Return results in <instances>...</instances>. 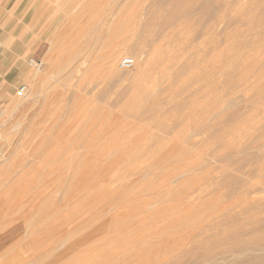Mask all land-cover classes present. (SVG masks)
Wrapping results in <instances>:
<instances>
[{"label": "rangeland", "instance_id": "obj_1", "mask_svg": "<svg viewBox=\"0 0 264 264\" xmlns=\"http://www.w3.org/2000/svg\"><path fill=\"white\" fill-rule=\"evenodd\" d=\"M30 1L27 26L11 28L14 5L0 0L11 4L4 78L14 94L25 86L14 117H0V264H241L262 253L264 0H188L186 11L176 0ZM136 8L147 19L132 20ZM124 56L136 66L121 67ZM63 92L83 94L49 113Z\"/></svg>", "mask_w": 264, "mask_h": 264}, {"label": "bare ground", "instance_id": "obj_2", "mask_svg": "<svg viewBox=\"0 0 264 264\" xmlns=\"http://www.w3.org/2000/svg\"><path fill=\"white\" fill-rule=\"evenodd\" d=\"M192 1H193V0H192ZM197 1H198V0H197ZM197 1H195V3H193V4L195 5ZM113 2H114V0H113ZM125 2H126V1H125ZM127 2H128V0H127ZM127 2H126V4H127ZM129 3H130V1H129ZM176 3H177V4H176ZM176 3H175V4H176V8H179V11H184V10L189 6V4H190V2H189L188 0H176ZM112 4H113V3H112ZM117 4H118V3H117ZM120 4H121V3H119V5H120ZM238 5H239V4H238ZM241 5H243V4H241ZM106 6H107V5H106ZM106 6H105V7H106ZM113 6H114V5H113ZM116 6H117V5H116ZM239 6H240V5H239ZM246 6L248 7V5H246ZM76 7H77V6H76ZM109 7H111V6H109ZM131 7H132V6H131ZM173 7H174V6H173ZM173 7H172V8H173ZM184 7H185V8H184ZM101 8H102V7H101ZM101 8H100V9H101ZM121 8H122V7H121ZM123 8H126V7L123 6ZM176 8H175V10H176ZM102 9H103V8H102ZM104 9H105V8H104ZM132 9H133V7H132ZM132 9H131V10H132ZM139 9H140V8H139ZM105 10H106V9H105ZM113 10H114V9H113ZM115 10H116V8H115ZM127 10H128V9H127ZM237 10H238V9H237ZM237 10H236V11H237ZM250 10H251V9H250ZM119 11L121 12L122 9H120ZM119 11H118V12H119ZM133 11H134V10H133ZM133 11H132V12H133ZM185 11H186V10H185ZM246 11H247V10H246ZM111 12H112V10H111ZM118 12H117V10H116V13L119 15ZM124 12H125V11H124ZM128 12H131V11H128ZM136 12H137V13L133 12V13L135 14V16H136L135 19H134V18L132 19L131 16H129L128 18H131L132 20H135V22H136V20H137L138 22L143 21L142 19L145 18L146 16L144 15L145 17L142 16L143 18H141V17H140L141 14H140V12L138 11L137 8H136ZM151 12H153V11H151ZM248 12H249V11H248ZM103 13H104V12H103ZM113 13H114V12H113ZM116 13H115V14H116ZM133 13H132V14H133ZM141 13H142V12H141ZM186 13H187V12H186ZM240 13H242V12H240ZM240 13H239V14H240ZM104 14H105V13H104ZM107 14H108V13L105 14L106 17H107ZM130 14H131V13H130ZM139 14H140V15H139ZM145 14H146V13H145ZM148 14H149V15H148L147 17L150 16V18H151V17L154 16V15H153L154 13H152V14L148 13ZM251 14H252V13H251ZM101 15H102V17H103V14H101ZM242 15H243V14H242ZM242 15H241V16H242ZM115 16H117V15H115ZM243 16H244V15H243ZM245 16H246V15H245ZM112 17H113V16H112ZM103 18H104V20H105V17H103ZM107 18H109V17H107ZM241 18H242V17H241ZM252 18H253V17H252ZM95 19H96V18H95ZM98 19H100V17H98ZM131 19H130V20H131ZM145 19H147V18H145ZM152 19L155 20L154 17H153ZM152 19H151V20H152ZM220 19L222 20V18H220ZM224 19H225V18H224ZM112 20H113V21H112ZM116 20H117V18H116V19H114V17H113L112 19L110 18V21H112V22H108L107 24H109V25H107L108 27H106V28H109V29H110L111 23H114V21L116 22ZM123 20H124V19H123ZM148 20H149V19H148ZM153 20H152L151 22H155V21H153ZM221 20H219V21H221ZM245 20H246V18H245ZM247 20H248V19H247ZM107 21H109V19H107ZM235 21H236V20H235ZM96 22H97V20H96ZM144 22H145V23H144ZM144 22H142V23H144L145 26L142 27V26L140 25V26H141V29H143L144 27H145L144 29H147L148 27L151 28L150 26H152V23H151V25H150V20L148 21V22H149L148 25H147V23H146V22H147L146 20H144ZM223 22H224V21H223ZM225 22H226V21H225ZM247 22H248V21H247ZM100 23H102V22H100ZM125 23H126V22H125ZM153 24H154V23H153ZM249 24H250V23H249ZM97 25H98V24H97ZM102 25H103V24H102ZM154 25H155V24H154ZM250 25H251V24H250ZM100 26H101V25H100ZM147 26H148V27H147ZM247 26H248V25H247ZM255 26H256V25H255ZM255 26H253V27L255 28ZM146 27H147V28H146ZM248 27H249V26H248ZM100 28H101V29H100V32H101L105 27L103 26V28H102V27H100ZM250 28H251V27H250ZM144 29H143V30H144ZM151 29H152V28H151ZM137 30H138V29H137ZM163 30H164V31H165V30L167 31L166 27H165V29H164V27H163ZM163 30H162V34H161V35H160V33L158 32V35H159V36H158L157 33H156V36H158V38H159L160 36H163V35L165 34ZM245 30H246V29H245ZM248 30H249V29H248ZM250 30H252V29H250ZM242 31H243V30H242ZM98 32H99V31H98ZM98 32H97V33H98ZM141 32H142V33L144 32V35L147 36V34H149V29H148V30H144V31L141 30L140 33H141ZM145 32H146V33L148 32V33L146 34ZM160 32H161V31H160ZM173 32H174V31H173ZM244 32H245V31H244ZM102 33H103V31H102L101 33H99V34H102ZM163 33H164V34H163ZM166 33H167V32H166ZM168 33H169V30H168ZM240 33H241V32H239V34H240ZM242 33H243V32H242ZM170 34L172 35V32H170ZM142 35H143V34H142ZM166 35H167V34H166ZM166 35H164V36H166ZM237 35H238V34H237ZM244 35H245V34H244ZM249 35H250V33L248 34V36H249ZM100 36H102V35H100ZM104 36H105V35H104ZM104 36H103V37H104ZM153 36H154V35L151 34V36H150L151 38H150V39H152ZM164 36H163V37H164ZM177 36H178V35H177ZM242 36H243V34H242ZM242 36H241V37H242ZM248 36H247V37H248ZM103 37H102V38H103ZM108 37H109V36H108ZM154 37H155V36H154ZM154 37H153V39H155ZM169 37H170V38H168V36H167V38H165V37H164V38H165V39H171V36H169ZM173 37H174V36H173ZM243 37H245V36H243ZM104 38H106V37H104ZM125 38H127V37H125ZM125 38H124V40H121V41H120V45H122V46H127V44H128V40H127V39L125 40ZM141 38L143 39V36H141ZM144 38H145V37H144ZM156 38H157V37H156ZM158 38H157V39H158ZM236 38H237V37H236ZM97 39H99V38H97ZM128 39H129V38H128ZM159 39H161V38H159ZM238 39H239V38H238ZM139 40H140V39H139ZM161 40H162V39H161ZM151 41H152V40H151ZM116 42H117V41H116ZM116 42H115V43H116ZM153 42H154V41H153ZM117 43L119 44V42H117ZM130 43H131V42H130ZM131 44H133V43H131ZM131 44H130V45H131ZM130 45H129L128 49L130 48ZM181 45H182V44H181ZM139 46H140V45H139ZM85 48H86V47H85ZM114 48H115V50H111V49L108 50L107 53H106V57H105V59H107V62H106L107 66H106V68L108 67L107 69H109V70H112V68H113V71H114V66H115L116 59L118 58L119 54H121V49H118V48L116 49V47H114ZM126 48H127V47H126ZM177 48H178V47H177ZM112 49H113V48H112ZM183 49H184V48H183ZM90 51H91V47H90V44L88 43V46H87V48H86V51H84V52H85V54H86V53H89ZM125 52H126V51H125ZM168 52H169V51H168ZM157 53H158V52H157ZM163 53H164V52H163ZM163 53H160V54H163ZM166 53H167V52H166ZM123 54H124V51H123ZM126 54H127V53H126ZM165 55H166V54H165ZM160 56H161V55H160ZM163 56H164V55H163ZM124 57H125V56H124ZM124 57H121V58H124ZM135 57H136V56H135ZM68 58H69V56H68ZM76 58H77V57H76ZM119 58H120V57H119ZM128 58H130V59L132 60V63H133L132 66H134V65L136 66V63H135V61H134V57H128ZM66 59H67V57H66ZM66 59H65V60H66ZM78 59H79V60H78ZM78 59H77V60H78L79 62L77 61L78 64H77L76 66H74V67H75L74 70H76L77 68H80V65H81L82 63L84 64V62H85L86 60H88L89 58H88V59H87V58L85 59V58H82V57L80 58V57H79ZM162 59H164V58H162ZM177 59H178V58H177ZM57 60H58V59H57ZM73 60H74V59H73ZM73 60H72V61H73ZM103 60H104V59H103ZM160 60H161V59H160ZM72 61H71V62H72ZM120 61H121V60H120ZM166 61H167V60H166ZM71 62H70V63H71ZM77 62H76V63H77ZM89 62L92 63V60L89 61ZM160 62L162 63V61H160ZM160 62H159V64H161ZM59 63H60V62H59ZM63 63H65L64 60H63ZM70 63H69V64H70ZM76 63H75V64H76ZM86 63H87V62H86ZM29 64H31V65L34 66V67H38V66H40V63H37V62H29ZM87 64H88V63H87ZM156 64H157V63H156ZM71 65H72V64H71ZM90 65L92 66V64H90ZM90 65H88V66H90ZM104 65H105V62H104ZM19 66H20V70H22V71H26V70H28L27 67L24 66V65H21V64H20ZM67 66H68V65H67ZM82 66H84V65H82ZM85 66H86V65H85ZM88 66L85 67V69L88 68ZM91 66L89 67L90 69H92ZM120 66H121V63H120ZM182 66H183V65H182ZM121 67H123V66H121ZM169 67H170V66H169ZM171 67H173V66H171ZM180 67H181V66H180ZM65 68H66V67H65ZM89 68H88V70H90ZM123 68H130V67H123ZM137 68H139V66H138ZM154 68H156V66H155ZM72 69H73V68H72ZM161 69H162V68H161ZM78 70H79V69H77V71H78ZM88 70L86 69L84 72H85V73H86V72H89ZM163 70H164V68H163ZM28 71H29V70H28ZM60 71H62V70H60ZM63 71H64V70H63ZM115 71H117V70H115ZM72 72H74V71H72ZM79 72H80V70H79ZM110 72H111V71H110ZM62 73H63V72H62ZM67 73H68V71H67ZM85 73H84V74H85ZM145 73H146V72H145ZM58 74H59V73H58ZM147 74H148V73H147ZM64 75H65V74H64ZM79 75H80V73H79ZM143 75H144V74H143ZM151 75H152V74H151ZM69 76H71L70 73H68L67 78H68ZM85 76H87V75H85ZM137 76H138V75H137ZM144 76H145V75H144ZM52 77H53V76H52ZM63 77H64V76H63ZM65 77H66V75H65ZM73 77H75V76H73V74H72V78H73ZM76 77H77V76H76ZM76 77H75V78H76ZM159 77H160V76H159ZM170 77H171V76H170ZM173 77H174V76H173ZM175 77H176V76H175ZM197 77H198V76H197ZM135 78H136V77H135ZM138 78H139V77H138ZM138 78H137V79H138ZM63 79H65V78H63ZM63 79H62V81H63ZM76 79H77V78H76ZM83 79H84V78H83ZM83 79H82V82H83ZM141 79H142V78H141ZM146 79H147V78H146ZM193 79H194V78H193ZM57 80H58V79H57ZM57 80H55V81H57ZM66 80H67V79H66ZM85 80H86V79H85ZM134 80H135V79H134ZM139 80H140V79H139ZM147 80H148V79H147ZM147 80H146V81H147ZM151 80H152V79H151ZM151 80H150V81H151ZM154 80H155V79H154ZM70 81H71V79H70ZM140 81H141V80H140ZM146 81H144V82H146ZM148 81H149V80H148ZM155 81H156V80H155ZM75 82H76V81H75ZM75 82H74V83H75ZM77 82L79 83V80H78ZM142 82H143V81H142ZM142 82H140V83H142ZM160 82H161V81H160ZM58 83H59V81H58ZM66 83H67V82H66ZM69 83H70V82H69ZM74 83L72 82V84H69V87H70V85H73ZM83 83H84V82H83ZM136 83H137V82H136ZM146 83H147V82H146ZM84 84H85V83H84ZM142 84H143V83H142ZM148 84H149V83H148ZM82 85H83V84H82ZM143 85H144V84H143ZM57 86H58V85H57ZM67 86H68V85H67ZM133 86H134V85H133ZM133 86H132V87H133ZM146 86H147V84H146ZM150 86H151V84H150ZM169 86H170V85H169ZM185 86H186V84H185ZM59 88H60V87H59ZM135 88H136V87H135ZM150 88H151V87H150ZM156 88H157V87H156ZM170 88H171V87H170ZM175 88H176V87H175ZM56 89H57V88H56ZM66 89L68 90V88H66ZM77 89H78V88H77ZM137 89H138V88H137ZM152 89H153V88H152ZM167 89H168V88H167ZM38 90H39V89H38ZM70 90H71V88H69V92H70ZM73 90H74V89H73ZM132 90H133V89H132ZM157 90H158V89H157ZM177 90H178V89H177ZM177 90H176V91H177ZM49 91H50V93H51V88H50ZM76 91H77V90H76ZM133 91H134V90H133ZM137 91H138V90H137ZM141 91H142V90H141ZM159 91H160V90H159ZM159 91H158V92H159ZM59 92H60V91H59ZM65 92H66V91H65ZM73 92H74V91H73ZM73 92H72V93H73ZM158 92H157L156 94H158ZM193 92H194V91H193ZM47 93H48V92H47ZM57 93H58V92H57ZM134 93H135V92H134ZM138 93H139V92H138ZM154 93H155V92H154ZM154 93H153V94H154ZM82 94H83V93H82ZM82 94H80L79 92H77V93H73L71 96L69 95V96L66 97V96H65L66 94L63 92V93H61L59 96L55 95V93H54V95L52 94L53 96H52V95H51V96L49 95V97L51 98V101H52V103H51L52 105H50L51 108H50V110L48 109L50 112H49V111H48V112H49V113H52V111H53L56 107H58V105H56V104H60V105H61V104L66 103L67 101H68V102H71V104L77 106L78 103H79L80 100H81ZM150 94H151V93H150ZM191 94H192V93H191ZM151 95H152V94H151ZM192 95H193V94H192ZM56 96H57V97H56ZM142 96H143V95H142ZM190 96H191V95H190ZM129 97H131V96H129ZM145 97H146V96H145ZM145 97H144V98H145ZM148 97H149V96H148ZM152 97H153V96H152ZM155 97H156V96H155ZM62 98H63V99H62ZM67 98H68V99H67ZM144 98H141V99H144ZM146 98H147V97H146ZM146 98H145V99H146ZM153 98H154V97H153ZM191 98H192V97H191ZM194 98H195V97H194ZM150 99H151V98H149L148 100H150ZM156 99H157V98H156ZM130 100H131V99H130ZM139 100H140V99H139ZM128 101H129V100H128ZM137 101H138V99H137ZM137 101H136V102H137ZM144 101H145V100H144ZM150 101H151V100H150ZM155 101H156V100H155ZM138 102H139V101H138ZM146 102H147V99H146ZM147 103H148V102H147ZM147 103H146V104H147ZM151 103L155 104L154 102H151ZM181 103H182V102H181ZM41 104H42V103H41ZM53 104L56 105L55 108L53 107V106H54ZM69 105H70V104L68 103V106H69ZM140 105H141V104H140ZM147 105H148V104H147ZM180 106H182V108H183V107H185L186 105L183 106L182 104H180ZM180 106H179V107H180ZM201 106H202V105H201ZM52 107H53L54 109H52ZM61 107H62V106H61ZM65 107H67V106H65ZM78 107H80V106H78ZM203 107H204V106H203ZM68 108H69V107H68ZM72 108H73V107H72ZM74 108H75V107H74ZM56 109H57V108H56ZM59 109H60V108H59ZM61 109H63V107H62ZM64 109H65V108H64ZM80 109H81V108H80ZM82 109H83V108H82ZM65 110H66V109H65ZM54 111H55V110H54ZM56 111H57L56 113H60V111H59V112H58V110H56ZM48 112H47V113H48ZM182 112H183V109H182ZM49 113H48V114H49ZM56 113H55V114H56ZM83 113H84V112H82V114H83ZM52 114H53V113H52ZM55 114L52 116L54 120L52 119V120L49 122V124H48V128H49L48 133L50 132L52 135L54 134V131H53L54 129H53V128H54V127L57 125V123L59 122V117H63L62 115H59V116H56V117H58V118L55 119V118H54V117H55ZM184 115H185V113H184ZM44 116H48V117L44 118L45 120H43V121L45 122V121H47V119H49V115L44 114L43 117H44ZM84 116H85V115H84ZM71 117H72V116H70V118H71ZM76 117H77V116H76ZM76 117H75V119H76ZM70 118H68V120H69ZM73 119H74V118H73ZM65 121H67L66 118H65ZM70 121H71V120H70ZM85 122H86V121H85ZM66 124H67V123H66ZM187 124H188V123H187ZM41 125H42V123H41ZM63 125H65V124H63ZM49 126H50V127H49ZM58 126H60V125H58ZM70 126H71V125H70ZM188 126H189V125H188ZM188 126H187V127H188ZM51 127H52V128H51ZM65 127H66V126H65ZM187 127H186V128H187ZM50 128H51V129H50ZM184 128H185V127H184ZM188 128H189V127H188ZM42 129L45 130V128H42ZM59 129H60V128H59ZM61 129H62V128H61ZM68 130H69V128H68ZM59 131H60V130H59ZM38 132H39V131H38ZM70 132H71V131H70ZM83 132H84V131H83ZM88 132H89V131H88ZM186 132H187V131H186ZM56 133L59 134L58 131H57ZM63 133H64V130H63ZM67 133H69V131H68ZM81 133H82V132H81ZM81 133H80V135H81ZM85 134H86V133H85ZM48 135H49V134H48ZM66 135H67V134H66ZM82 135H83V134H82ZM92 135H93V134H92ZM38 136H39V135H38ZM45 136H46V135H45ZM62 136H63V135H62ZM67 136H68V135H67ZM69 136H70V135H69ZM76 136H77V135H76ZM56 137H57V136H56ZM81 137H82V136H81ZM37 138H38V137H37ZM51 138H52V137H51ZM54 138H55V137H54ZM74 138H75V137H74ZM39 139H40V138H39ZM52 139H53V138H52ZM52 139H51V140H52ZM64 139H65V138H64ZM68 139H69V138H68ZM54 140H55V139H54ZM74 140H75V139H74ZM40 141H42V140H40ZM47 141H48V140H47ZM56 141H57V140H56ZM75 141H76V140H75ZM58 142H59V141H58ZM69 143H70V142H69ZM43 144H44V143H43ZM61 144H62V143H61ZM61 144H60V145H61ZM49 145H51V144H49ZM58 145H59V143H58ZM64 145H65V143H64ZM70 146H71V145H70ZM44 147H45V145H44ZM65 147H66V146H65ZM76 147H77V146H76ZM76 147H75V148H76ZM54 148H55V147H54ZM46 149H47V148H46ZM65 149H66V148H65ZM76 149H77V148H76ZM193 150H194V149H193ZM72 151H73V150H72ZM74 151H75V150H74ZM194 151H196V150H194ZM18 152H19V151H18ZM46 152H47V151H46ZM75 153H77V152H75ZM29 154H30V153H29ZM62 154H64V153L62 152ZM66 154H67V153H66ZM73 154H74V153H73ZM12 155H13V154H12ZM74 155H75V154H74ZM69 156H70V155H69ZM29 157H30V156H29ZM77 157H78V156H77ZM72 158H73V157H72ZM66 159H67V158H66ZM78 159H79V158H78ZM71 160H72V159H71ZM73 160H74V159H73ZM50 161H51V160H50ZM68 161H69V159H68ZM70 162H72V161H70ZM74 162H75V161H74ZM67 163H68V162H67ZM67 163H66V164H67ZM72 163H73V162H72ZM72 163H71V165H72ZM51 165H52V164H51ZM67 165H68V164H67ZM64 166H65V165H64ZM250 249L252 250V248H250ZM262 249H263V247H262ZM251 250H250V252H251ZM254 251H256V250H254ZM258 251H259V250H258ZM261 251H262V250H261ZM256 253H257V255L252 253L251 258L248 259V260H245V259H244V260L241 262V264H264V250H263L262 253H260V252H256ZM259 253H260V254H259Z\"/></svg>", "mask_w": 264, "mask_h": 264}, {"label": "crops", "instance_id": "obj_3", "mask_svg": "<svg viewBox=\"0 0 264 264\" xmlns=\"http://www.w3.org/2000/svg\"><path fill=\"white\" fill-rule=\"evenodd\" d=\"M12 2V6L14 5L13 8V27L19 26L20 28H25L27 26V21H23V16L21 14H24L26 11V8L22 7L23 2L26 0H9ZM30 3L31 1L28 0ZM10 2V3H11ZM29 3V8L31 7V4ZM11 4H7L4 6H0V18H2L3 15H5L8 11V9L10 8ZM12 19V18H11ZM9 36L11 38H14L13 35L11 36L9 34ZM15 39V38H14ZM37 43V42H36ZM32 62H34L32 60ZM5 70V58H0V117H14L13 115H15V113L17 112L16 110L18 108L17 107V101L18 98H22V96H18L17 95V91L15 92V94L10 90V86H9V82L7 81V79H5V75H6V71ZM4 75V76H3ZM21 87V86H20ZM16 111V112H15Z\"/></svg>", "mask_w": 264, "mask_h": 264}, {"label": "built area", "instance_id": "obj_4", "mask_svg": "<svg viewBox=\"0 0 264 264\" xmlns=\"http://www.w3.org/2000/svg\"><path fill=\"white\" fill-rule=\"evenodd\" d=\"M121 66L123 67H131L132 66V60L128 57H124L121 59L120 61ZM25 93V86H21L18 90H17V95L18 96H23Z\"/></svg>", "mask_w": 264, "mask_h": 264}]
</instances>
